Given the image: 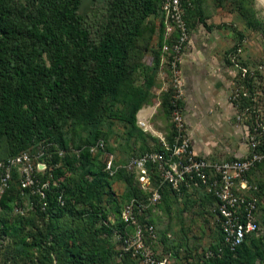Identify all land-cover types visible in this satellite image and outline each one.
<instances>
[{"label":"trees","instance_id":"1","mask_svg":"<svg viewBox=\"0 0 264 264\" xmlns=\"http://www.w3.org/2000/svg\"><path fill=\"white\" fill-rule=\"evenodd\" d=\"M82 1L0 0V139L4 138L10 146L8 156L0 161L46 146L50 154L46 162L52 166L50 181L58 184V187L51 185L45 198L40 199L29 190L21 189L18 173H14L0 199L10 192H15L19 202L26 197L32 203V216L41 220L44 229L25 232L26 217L19 213L13 222L0 219V232L13 235L19 247L34 250L38 264H101L104 255L118 258L116 240L101 251L91 242L99 240L88 242L85 237L100 223V232L112 240L114 230L123 227L120 220L123 206L142 195L131 174L119 170L109 176L104 171V161L99 160L101 153L90 154L84 146L98 139L96 132L108 116L125 125L128 137L136 134L143 138L135 116L148 95L150 84L144 87L132 84L136 69L130 65L128 55L132 40L152 29V26H143V22L156 8L160 11V0H91L96 13L90 18L79 13ZM189 2L188 27L190 15L199 10V0ZM170 103V97L165 96L162 104L170 108ZM65 124L91 128L92 139L80 145L56 141L55 132ZM157 143L156 140L150 148L131 157L151 148L158 149ZM72 149H79L78 155ZM59 150L65 151L62 157L58 155ZM263 164L256 165L249 173L252 183L253 171ZM86 176L91 177L90 182L84 180ZM42 178L49 177L46 174ZM117 180L127 183L121 197L112 188ZM258 189L260 228L264 219L261 215L264 196ZM191 191L208 199L214 209L215 200L202 189L182 188L178 196L166 187L161 202L154 208L165 204L168 197L188 198ZM60 194L62 205L57 199ZM4 207L11 208L9 204ZM154 208L147 214L156 230L151 215ZM215 225L218 240L209 248V255L196 264H255L259 253L256 235L232 250L224 244L216 220ZM155 243L150 245L157 252ZM247 243L255 249H246L247 259L242 262L237 257ZM167 254L170 261L180 258L178 252L159 256ZM117 260L121 264H140L130 255Z\"/></svg>","mask_w":264,"mask_h":264},{"label":"rangeland","instance_id":"2","mask_svg":"<svg viewBox=\"0 0 264 264\" xmlns=\"http://www.w3.org/2000/svg\"><path fill=\"white\" fill-rule=\"evenodd\" d=\"M198 8L199 10L189 17V40L209 35L210 38H217L219 43L212 51L219 53L228 48V52H231L237 46L236 50L240 48L242 54L251 63H255L264 55V0H199ZM79 13L84 18L94 16L96 11L92 1L83 0ZM146 25L152 26V29L132 40L128 55L130 65L136 69L132 75V84L136 87H144L148 82L150 84L148 95L135 116L136 127L144 133V136L139 138L135 134L128 137L125 125L112 116H108L105 124L96 132L97 140H103L108 150L105 149L106 152L113 154L116 164H121L133 154L150 148L156 143L157 136H166L171 131L170 108L162 104L164 97L168 96L170 101L176 98L182 109L187 129L193 132L191 136L194 147L203 148L199 153L200 156L209 152L207 155L210 154L208 157L212 159L233 158L234 153L243 149L241 145L243 141L241 135L236 132L235 126L232 127L228 121L230 116L224 115L219 121L212 117L215 120L214 125L208 127L203 124L199 114L204 109V96L192 99L195 91L192 92L191 87V89L189 87L185 89L180 61L175 64L174 70L170 63V56L163 53L165 45L170 48L173 46L177 34L166 30L161 12L157 8L154 14L148 16L143 22V26ZM212 31H216L215 36L211 34ZM123 39L127 41L126 37ZM184 51L185 48L181 54ZM242 61L244 62L243 59ZM248 61L245 60V62ZM174 71L179 72L177 81ZM178 81L181 84L180 88ZM204 91L208 92L204 88L200 92L204 93ZM218 109L224 112L219 106ZM206 112L209 113L208 110ZM196 126H199L197 133L194 131ZM92 136L91 128L65 124L55 132L53 139L67 140L70 145H80L91 140ZM9 149V143L1 138L0 160L8 156ZM99 160L104 161L105 155L101 154ZM251 178L254 184L260 187L264 196V164L253 171ZM84 180L90 182L91 177L86 176ZM126 186L127 183L123 180L113 182L112 188L117 197L123 195ZM188 196V198L168 197L165 204L151 211L158 239L155 249L160 255L178 252L180 258L171 259V262L175 261L176 264H196L201 261L209 255V248L216 244L219 237L212 203L195 191H191ZM6 204H9L11 208L4 207ZM19 210H22L26 217L25 232L44 229L41 220L32 216V203L26 197L23 196L19 202L15 192H10L0 199V219L6 222L11 219L13 222L12 219L19 214ZM261 210V215L264 216V200ZM151 215H149L150 218ZM28 221L33 223L28 225ZM99 225L100 223L94 225L85 240L88 242L91 239L99 240L97 243L91 242L95 249L104 251L108 244L114 243L115 238L107 240L108 237L100 232ZM70 226L76 227L75 224ZM16 241L18 240L13 235L0 232V264H38V254L34 250L19 247ZM255 241L259 250L255 264H264V219L261 220ZM246 249L254 250L255 248L250 243L246 244L237 257L242 262H246L247 259ZM102 259L101 264H121L116 256L111 259L110 256L104 255Z\"/></svg>","mask_w":264,"mask_h":264},{"label":"built area","instance_id":"3","mask_svg":"<svg viewBox=\"0 0 264 264\" xmlns=\"http://www.w3.org/2000/svg\"><path fill=\"white\" fill-rule=\"evenodd\" d=\"M189 7V0H160L166 30L177 34L171 48L163 47V53L170 56L174 70L189 42L186 22ZM229 59L232 81L227 102L233 111L234 126L241 132L245 146L243 156L216 160L196 154L176 98L170 103V134L157 136L158 149L151 148L130 157L123 164H116L113 154L106 152L103 140L84 146L90 154L105 155L104 171L109 176H114L119 170L131 174L142 193L140 197L129 200L121 210L123 227L113 232L119 247L118 259L130 255L140 264H172L168 256L160 257L150 245L157 237L147 213L161 202L164 187L178 196L182 188H198L213 197L215 220L224 244L232 250L259 232V189L250 181L249 173L264 162V55L255 63L246 64L239 48L230 54ZM174 76L177 81L179 72L174 71ZM79 151L72 149L76 155ZM64 154L65 151H58L60 157ZM49 156L47 147L42 146L33 153L25 151L0 161V196L12 175L18 173L21 189L44 199L51 185L58 187L54 180L50 181L52 166L46 162ZM46 174L49 178L44 180L42 177ZM57 199L62 205L61 194ZM19 213L24 214L22 210Z\"/></svg>","mask_w":264,"mask_h":264},{"label":"crops","instance_id":"4","mask_svg":"<svg viewBox=\"0 0 264 264\" xmlns=\"http://www.w3.org/2000/svg\"><path fill=\"white\" fill-rule=\"evenodd\" d=\"M202 33L204 34V32ZM211 34L215 36L216 31H212ZM210 37L211 36L208 35L204 36V38H190L188 44L185 47V51L181 54L179 63L182 70L184 87L185 89L191 87L192 89H190L192 92L195 91L193 92L192 99H195L199 96H204V109L199 114L201 121L204 122L203 124H205L207 127L214 125L215 120H222L224 115H229L230 118L228 121H230L232 127H234L233 111L231 107L228 106L226 101V93L229 92L232 81L229 59V56L232 53L228 52V48L226 50H221L219 53L212 51L218 46L219 43L217 42V38ZM221 45L223 44L221 43ZM242 59L244 62L245 60H249L247 57L245 58L243 54ZM245 63L250 64L251 62L248 61ZM203 88L208 92H200ZM205 98H208L209 100ZM218 106L220 109L224 110V112H221V110L218 109ZM207 110L209 113L206 112ZM144 115L141 117L143 118ZM212 117H214L215 120H213ZM194 131L197 133L199 131V126H196ZM188 132L192 142L193 140L191 134L193 132L189 129ZM236 132L241 135V132L238 128H236ZM193 144L194 143H192V148L194 152L200 155L199 153L203 150V148L194 147ZM241 145L243 146V149L234 153L233 157L243 156L245 153V146L243 143ZM208 153L209 152H207V154ZM207 154L202 156L208 157L210 155Z\"/></svg>","mask_w":264,"mask_h":264}]
</instances>
